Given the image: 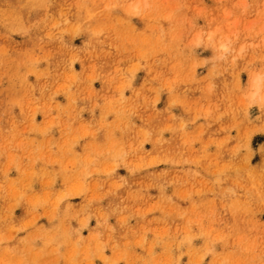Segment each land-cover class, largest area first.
Listing matches in <instances>:
<instances>
[{
  "label": "rangeland",
  "instance_id": "374dc122",
  "mask_svg": "<svg viewBox=\"0 0 264 264\" xmlns=\"http://www.w3.org/2000/svg\"><path fill=\"white\" fill-rule=\"evenodd\" d=\"M252 71L264 0H0V264H264Z\"/></svg>",
  "mask_w": 264,
  "mask_h": 264
},
{
  "label": "bare ground",
  "instance_id": "6f19581e",
  "mask_svg": "<svg viewBox=\"0 0 264 264\" xmlns=\"http://www.w3.org/2000/svg\"><path fill=\"white\" fill-rule=\"evenodd\" d=\"M225 45H226L225 43L221 44V46H225ZM252 73H253V71H252ZM250 84H251V87L253 88V91H252L253 93H251L252 97L253 96H259V98H260L262 96V91H263V88H264L262 73L261 74L253 73V75L250 77ZM263 96H264V92H263Z\"/></svg>",
  "mask_w": 264,
  "mask_h": 264
}]
</instances>
